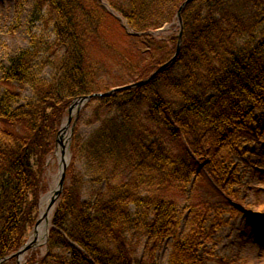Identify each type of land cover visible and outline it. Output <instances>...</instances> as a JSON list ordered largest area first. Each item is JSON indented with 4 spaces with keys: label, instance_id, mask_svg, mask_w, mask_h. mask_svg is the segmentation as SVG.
<instances>
[{
    "label": "trees",
    "instance_id": "16d2710c",
    "mask_svg": "<svg viewBox=\"0 0 264 264\" xmlns=\"http://www.w3.org/2000/svg\"><path fill=\"white\" fill-rule=\"evenodd\" d=\"M106 1L141 34H127L99 0H34L36 20L53 37L30 33L0 77V261L38 217L46 162L72 101L111 89L101 79L108 60L120 63L119 86L147 78L175 52L177 28L166 37L147 32L171 23L184 0ZM263 9L264 0H193L181 10L170 65L142 86L85 104L46 253L26 264H159L163 244L165 264H230L212 248L200 251L223 213L249 208L235 193L234 159L259 133ZM81 120L96 124L85 140ZM84 185L92 202L82 200Z\"/></svg>",
    "mask_w": 264,
    "mask_h": 264
},
{
    "label": "rangeland",
    "instance_id": "374dc122",
    "mask_svg": "<svg viewBox=\"0 0 264 264\" xmlns=\"http://www.w3.org/2000/svg\"><path fill=\"white\" fill-rule=\"evenodd\" d=\"M33 5L34 0H0V77L9 67L11 58L29 46L30 33L36 32V34H39L42 32L43 38L47 41H50L53 37L52 27H45L40 20H36L38 15L33 11ZM259 14L261 16L260 21H262L264 25V9L261 10ZM174 29L175 28L171 26L165 34H161L160 36L163 35L166 37L172 33ZM263 37L264 33L258 36V40H261ZM139 62L143 64V61ZM108 63L110 64L107 67V73H103L101 79L103 84H107L112 88L115 87L120 80L119 75L121 74V70H119V68L121 66L116 60H108ZM50 74L51 69L48 65L41 68L40 75L42 78L48 79ZM129 82L133 83L134 81L131 80ZM2 91L3 89L0 86V93ZM29 97L30 91L29 89H25L22 98L25 100ZM84 106L85 104L81 107L79 112ZM68 115V112H66L61 126L67 121ZM78 115H76L75 110L71 112V119L66 131L67 133L72 124H74L75 127ZM81 121L82 124L78 128L79 136L82 140H85L92 133L96 124L88 125L84 122L85 120ZM256 121L259 133L255 134L253 139L244 146V153L240 156H236L234 159L235 166L237 167L235 193L238 194L243 204L249 206L248 211L241 216L235 217H230L228 213H223L221 216V223L218 224L215 222L213 224L217 225L214 226V230L210 233V241L207 242L200 251L202 255L206 248H212L213 256L216 259H226L230 261V264H264V106L257 112ZM67 133L63 135L62 141L64 145H66L64 140ZM57 150L58 149H54L53 153L48 157L49 162L43 176L46 191L42 193V195L50 191V184L52 183L53 177L59 173ZM76 166L82 173L83 169L81 163L77 161ZM86 179L87 178H85V180ZM84 187H86V185H84ZM256 189H258L259 192H257ZM82 200L85 202L93 201L87 187L83 193ZM59 202L60 198L52 214ZM180 211L182 212L180 228L182 232L185 227V221L188 218V212L184 210V204L180 206ZM37 219H39V216ZM32 232V229L28 232L27 239L30 238ZM47 242L27 252L23 256L21 264H26L31 257L39 258L43 256L46 253L45 247ZM168 250L166 244H163L158 250L156 259L159 264H165Z\"/></svg>",
    "mask_w": 264,
    "mask_h": 264
},
{
    "label": "water",
    "instance_id": "95a60500",
    "mask_svg": "<svg viewBox=\"0 0 264 264\" xmlns=\"http://www.w3.org/2000/svg\"><path fill=\"white\" fill-rule=\"evenodd\" d=\"M99 1L101 2L102 6L110 12V14L112 16H114L116 19L119 20L121 26L125 29L127 34L136 35V36L141 34V33L131 31V29L127 25V22L115 10H113L110 7V5L108 4V2L106 0H99ZM192 1L193 0H184L179 5V7L175 13V16L173 18V21L171 23L165 24L161 28L156 29L155 31L147 32L148 34H151L153 36H160L161 34H165L171 28V26H176L178 28V39H177V43H176V47H175V52H174L173 56L167 62H165L164 64L159 66L147 78H145L143 80L133 82V83H129L126 85L116 86V87H113L109 91L104 92V93H97V94L81 96V97L76 98L72 101L71 105L68 108V114L69 115H68L67 121L65 122V124H63L60 127L57 138H56L55 149H58L57 151H59V153L61 155L62 164L59 163V173H58V178H57V182H56V188H55V190L51 196L50 202L48 204V209L50 211L52 210V212H53L55 205L58 202L60 195L62 193L64 181H65V172H66L67 166H68L70 158H71L69 146L71 143V136H72L74 124L71 125L69 132L68 133L66 132L67 128H68V124H69L70 119H71L70 118L71 112L73 110H75L76 115H78L81 107L94 96H98V97L108 96V95L113 94L114 92L128 90L131 88L142 86V85L148 83L149 81H151L162 69H164L168 65H170L173 62V60L177 57L179 49H180V45H181V35H182L181 10L188 3L192 2ZM65 133H67L66 138L64 140L66 145H64V143L62 141L63 135ZM58 146H59V148H58ZM47 194H49V192L40 197V199H39V210L41 207L42 198L46 197ZM39 216H40V214H39ZM38 224H39V219L36 220V222L32 228L33 232L36 231ZM50 226H51V223H50ZM49 227H46L44 239L42 240L41 244H45L48 240ZM34 248H36L35 241H31V238H29L16 252H14V253L10 254L9 256H6L5 258H3L0 261V264H2V262L9 260L11 258H14L16 260V264H21V260H22L23 256L27 252H29L30 250H33Z\"/></svg>",
    "mask_w": 264,
    "mask_h": 264
},
{
    "label": "bare ground",
    "instance_id": "6f19581e",
    "mask_svg": "<svg viewBox=\"0 0 264 264\" xmlns=\"http://www.w3.org/2000/svg\"><path fill=\"white\" fill-rule=\"evenodd\" d=\"M57 156L59 158V163L62 164L61 155L59 151H57ZM58 174L53 177L52 183L50 184V191L46 197L42 198L41 207H40V216H39V224L37 225V229L35 232H32L30 238L31 241H35L36 247L39 246L44 239L46 227L50 226L51 223V215L52 210L48 209V204L50 202L51 196L56 188Z\"/></svg>",
    "mask_w": 264,
    "mask_h": 264
}]
</instances>
